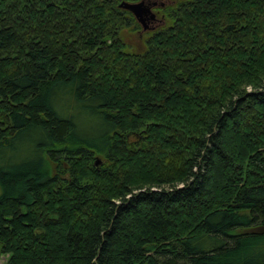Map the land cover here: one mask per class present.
<instances>
[{
	"label": "trees",
	"instance_id": "16d2710c",
	"mask_svg": "<svg viewBox=\"0 0 264 264\" xmlns=\"http://www.w3.org/2000/svg\"><path fill=\"white\" fill-rule=\"evenodd\" d=\"M122 1L0 0V260L264 264V0Z\"/></svg>",
	"mask_w": 264,
	"mask_h": 264
},
{
	"label": "rangeland",
	"instance_id": "374dc122",
	"mask_svg": "<svg viewBox=\"0 0 264 264\" xmlns=\"http://www.w3.org/2000/svg\"><path fill=\"white\" fill-rule=\"evenodd\" d=\"M158 2V6L163 3H171L175 0H155ZM160 7H155L154 10L157 12L159 20L150 21V25L153 27L151 29H144L140 22L139 26L134 25L131 27H126L122 30V38L124 39L127 49L130 51H143L146 48V41L149 36V32L155 28H159L166 23V19L162 16V11H157L156 9ZM157 16V15H156ZM5 261V256L0 260V264Z\"/></svg>",
	"mask_w": 264,
	"mask_h": 264
},
{
	"label": "water",
	"instance_id": "95a60500",
	"mask_svg": "<svg viewBox=\"0 0 264 264\" xmlns=\"http://www.w3.org/2000/svg\"><path fill=\"white\" fill-rule=\"evenodd\" d=\"M149 0H139V1H122L120 6L130 10L137 20L142 24L144 29L153 28L150 25L156 17V13L152 9V4L148 2Z\"/></svg>",
	"mask_w": 264,
	"mask_h": 264
},
{
	"label": "flooded vegetation",
	"instance_id": "af4514ba",
	"mask_svg": "<svg viewBox=\"0 0 264 264\" xmlns=\"http://www.w3.org/2000/svg\"><path fill=\"white\" fill-rule=\"evenodd\" d=\"M148 2L152 4V9H153V11L156 13V15H157V16L153 19V21L159 20L160 18L158 17V14H157V12L154 10V8H155V7H165V6H166V3H163V2H162V3L160 4V6H158V2L155 1V0H149ZM156 10H157L158 12L161 11L160 8H157ZM161 15L164 16L163 14H161Z\"/></svg>",
	"mask_w": 264,
	"mask_h": 264
}]
</instances>
